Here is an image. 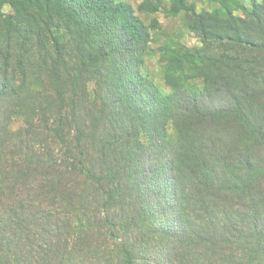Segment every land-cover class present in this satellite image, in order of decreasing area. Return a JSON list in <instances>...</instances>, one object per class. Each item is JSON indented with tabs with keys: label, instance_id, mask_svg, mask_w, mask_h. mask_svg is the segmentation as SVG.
Instances as JSON below:
<instances>
[{
	"label": "trees",
	"instance_id": "1",
	"mask_svg": "<svg viewBox=\"0 0 264 264\" xmlns=\"http://www.w3.org/2000/svg\"><path fill=\"white\" fill-rule=\"evenodd\" d=\"M169 1L162 92L123 0H0V264H264V0Z\"/></svg>",
	"mask_w": 264,
	"mask_h": 264
},
{
	"label": "rangeland",
	"instance_id": "2",
	"mask_svg": "<svg viewBox=\"0 0 264 264\" xmlns=\"http://www.w3.org/2000/svg\"><path fill=\"white\" fill-rule=\"evenodd\" d=\"M134 10L140 21L149 27L151 43L149 51L145 56V70L154 82L155 86L162 92L169 90L168 84L162 73L165 60L162 57L163 49L171 44L181 45L186 48H199L201 46L198 35L190 32L185 27L184 13H173L169 0H123ZM216 0H186L187 4L194 7L196 13H212L215 9L220 10ZM231 7L234 16H243L251 6L250 0H233ZM240 5V6H239ZM241 8H244L241 9ZM3 14H15L14 5L5 3L1 7ZM20 123V122H19ZM18 121L16 125H19ZM165 219L159 222L164 223ZM158 222V223H159Z\"/></svg>",
	"mask_w": 264,
	"mask_h": 264
}]
</instances>
